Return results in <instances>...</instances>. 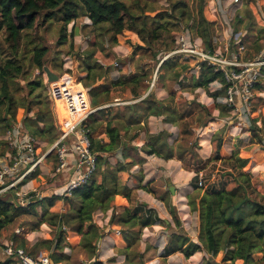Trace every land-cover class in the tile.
<instances>
[{
    "label": "trees",
    "instance_id": "obj_1",
    "mask_svg": "<svg viewBox=\"0 0 264 264\" xmlns=\"http://www.w3.org/2000/svg\"><path fill=\"white\" fill-rule=\"evenodd\" d=\"M207 3V0H167L168 5L163 7L150 0H0V134L3 135L13 126L24 122L32 135L50 145L59 137L44 80H31L26 70L28 55H31L29 62L32 68L40 71L45 68L48 50L36 45L29 48V45L33 44L30 32L36 28L39 19L43 20L42 23H47L57 18L62 23L59 44H63L67 39V27L80 16H84L96 30L111 35V42L115 45L118 43V37L125 31L134 32L143 44L137 46L136 51L149 52L163 39H171L173 45L174 38L176 39L173 34L181 31L180 33H190L193 39H200L204 50L214 53L217 25L206 17ZM232 23L235 24V33L240 32L241 27L246 29L247 33H252L257 25L253 11L247 7L237 12ZM258 31L262 37L264 28ZM260 37L255 44L258 50L263 48ZM239 38L244 44L242 34ZM172 49L173 47H167V50ZM98 53L99 51L94 49L88 54L85 61L87 76L81 82L87 88L91 87V101L95 107L109 102L108 98L100 100V93L96 90L97 87L105 85L106 73L103 65H99L98 62L90 63V59H95ZM157 54L153 53L154 58H157ZM179 67H182V71L188 68L187 65L181 66L175 58L167 59L159 67V72L171 74V79L181 84L179 79L182 71L177 69ZM163 75L159 77L160 82ZM21 78L26 81L25 88L19 85ZM146 78H148L146 73H138L128 79L123 80L120 77L114 80L112 84L114 87L130 88L133 99L141 101L124 107L122 112L117 114V118L100 122L95 116H91L87 129L92 139L93 150L99 158L98 172L89 185L74 191L72 197L63 196V200L70 203V210L65 214L50 213L57 197L38 200L27 207L22 205L14 207L8 199L2 198L5 194L1 195L0 238L8 241L2 237V231L19 216L36 217V207L41 205L44 212L40 215L35 228L39 229L43 224L57 226L55 239L44 240L29 247L26 241H21L19 235L15 234L14 242H8L16 248L24 249L33 257H37L41 249L50 252L53 248L56 250L55 253H48L51 261L62 264L69 260L63 251L66 248L64 243L67 233L70 231L80 237L78 247L84 248L90 253V257H94L97 243L102 238V229L95 224L94 215L112 211L110 224L121 229V235L126 243V247L119 250L125 256V264H145V253L151 248L146 246L144 252L137 249L143 231L166 223L155 209L138 200L136 189L129 187L121 179V174L130 172L138 164L145 162L143 157L137 160L133 156L136 154L138 157L143 153L165 161L177 158L196 172V178L193 180L194 191L187 199L190 211L197 213L199 218L198 239L186 234L171 235L162 255L164 258L182 253L185 258L190 259L196 253L203 252L208 257L203 264H217L215 258L220 254H223L220 264H237L238 261L243 264H264V190L259 187L252 173L246 171L252 155L246 151L234 150L231 156L222 159L220 153L223 136L215 134L217 155L215 159L232 164L234 173L229 174L231 183L221 188L207 186L204 189V185L199 187V174L205 171L207 163L212 162L214 158L202 159L195 150L197 140L189 139L188 131L180 134V138L177 137L173 143L170 142L172 134L165 130L156 134L151 133L149 129L151 118L163 117L165 123L175 126L178 125V121L183 122L188 117L184 114L179 115L172 104L168 103V100L174 99V92L164 100H158L151 93L143 97L139 89ZM216 82L221 88L210 92V87ZM228 87L221 72H217L207 63H200V74L192 78L190 89H204L213 99L211 109L200 106L204 111L203 115L197 116V123L201 128L207 127L209 123L216 121L215 119H223L231 114L234 107L224 103ZM109 89L105 86L101 93L109 96ZM253 90L256 94L264 93V67ZM260 99L262 105L254 111L251 118L254 132L264 128V99ZM236 104H240L239 98H236ZM213 110H218V118L213 116ZM103 112L104 110L100 111ZM123 118L126 120L125 124L122 122ZM236 119L237 117L233 120ZM104 123L105 139L94 137ZM141 123L145 140L138 147L133 145V142L140 134L137 132L132 137L127 135L132 128L140 126ZM258 124L262 126L258 128ZM224 130L226 131L225 128L220 131ZM4 145L5 143L0 141V154L4 151L2 148ZM260 149L264 152V144ZM41 153L42 149L38 150V154ZM118 155L122 160L119 159L112 164L109 159ZM38 170L39 168L29 179L41 187L49 182H43L41 178L36 177ZM144 189L154 194L148 188ZM31 197L34 199L35 194L32 193ZM160 200L166 204L176 227H180L181 222L177 219L176 210L170 201L165 196ZM0 264H17V261L0 260ZM93 264L103 263L95 261Z\"/></svg>",
    "mask_w": 264,
    "mask_h": 264
},
{
    "label": "rangeland",
    "instance_id": "obj_2",
    "mask_svg": "<svg viewBox=\"0 0 264 264\" xmlns=\"http://www.w3.org/2000/svg\"><path fill=\"white\" fill-rule=\"evenodd\" d=\"M150 1L163 7L168 5L167 0ZM225 1V3L217 5L215 4V1H213L214 3H211L210 0H207V13L209 16H212L214 22L218 23L216 24L217 31L215 34L217 54L226 59H231L240 55V60L243 63L264 60V35L260 37L258 31L259 29L264 28V0H243V3L238 6L240 11L244 10L245 7H247V9H251L257 21L256 29L252 33H247V30L241 27L242 29L240 31H242L243 42L245 45V51L242 53L238 51L235 43L236 31L234 23L236 22L232 23V20L237 14V12L235 13L237 6H234V0ZM42 21V19H39V23L36 28L30 32V39L33 40V44L29 45V48H33L35 45L45 47L48 50V55L45 58V67L50 68V70L56 73L59 77L64 74H68L75 83L81 84L85 90L91 91V87L87 88L84 83H81L87 76L85 61L91 51L94 49L99 51L95 59H90V63L94 64L95 62H98V64L103 65L106 70L105 85L97 87L96 90L100 93V100L108 98L109 102L100 107L92 105V110H99L94 112L91 116H95V118L100 120V122L113 117L117 118V114L122 112L124 107L141 101V99H133L130 88L122 86L114 87L112 84L114 80L120 77L124 80L131 78L138 73H146L148 78H146L144 83L141 85L142 87L139 89L143 97L151 93L157 99L163 100L167 98L171 92H174V99L172 101L168 100V103L172 104V107H174L179 115L184 114L188 117L183 122L178 121V125L175 126L165 122L163 123L161 118L159 119V123L155 124L157 126V130H165L171 133V143H173L177 137L180 138V134L188 131L190 135L189 139L192 141L195 139L197 140L198 145L195 147V150L202 157V159L209 160L210 158H214L212 162H209V164L207 163L205 171L201 172L203 174L202 179L204 181V189L207 188V186L221 188L227 183L228 185L231 183L229 174L234 173L232 164L227 163L224 160L215 159L217 155L215 151L216 142L214 141V138L222 134L223 145L220 153L221 158L223 159L231 156L234 150H239L240 152L246 151L251 154V163L246 168V171L252 173L259 187L264 190V155H260V153H264L260 149L261 145L264 144V128L261 131L257 129V131L254 132V126L251 119L254 111L261 107L262 100L260 98L264 99V93L256 94L253 92L254 100L251 102L249 122L245 120L238 121V118L234 121L233 119H235L236 116L230 112L231 114L228 117L215 119L216 121L209 123L207 127L201 128L197 123V116L199 114L203 115L204 113L200 106H206L211 109L213 99L204 89H190L192 86V78L194 76L198 77L200 74L201 62L197 57H187L184 54L172 55L176 48L175 38V43L173 45L171 44V39H163L149 52L136 51V47L143 46V44L134 32L130 30L125 31L123 35L118 37V43L115 45L111 42V35L96 30L90 25V21L86 17L80 16L76 21L67 27L66 41L63 44H59L62 23L58 21L57 18H54L47 23H42ZM226 31H228L229 35H226ZM180 32H177L176 34L174 33L173 36L177 38V36L181 34ZM258 37L262 39L261 42L263 44V48L261 50H258L257 46H255ZM169 46L173 47V49L167 50V47ZM226 46L229 48L228 51L226 50ZM154 52L158 53L157 58H154ZM30 57L31 55H28V60L26 61L28 77L31 80L43 79L47 93H49V84L46 81L47 76L44 70L40 71L32 68L29 62ZM172 58L177 59L181 66H188L185 71H182V67L177 68L180 72L182 71V75L179 79L181 84L174 82L171 79V74L167 72L165 73L164 71L159 72L161 64L165 60H170ZM116 65H118V67H116ZM119 66L121 68H119ZM162 74L164 75L162 81L160 82L159 77ZM25 82L26 81L23 78L19 79V85L23 88H25ZM53 84L55 85L56 82ZM105 86L108 87V89L110 88L109 96L101 93ZM220 88L221 85L216 82L210 87V92L216 91ZM24 94H26V92H24ZM48 99L51 101L49 97ZM50 103L53 111L54 104L52 102ZM101 110H104V112L100 113ZM212 114L214 117L218 118L219 112L218 110H213ZM32 115L33 114L31 113L30 116ZM54 116L56 124H58L55 113ZM123 119L124 120L122 122L125 124L126 120L125 118ZM114 124H116V121ZM105 126L106 123H104L97 133L94 134V137L105 139V135L103 134ZM142 126L143 123H141L140 126L132 128L127 135L132 137L137 132L140 134L139 138L133 142V145L138 147L141 146L145 140V132L144 129H142ZM257 126L260 128L262 125L258 124ZM224 128L226 131H220ZM215 134L216 136H214ZM2 137L3 135L0 134V140ZM38 140L40 141V146H44L42 148V154L46 153L52 145L48 142L41 141L39 138ZM133 156L137 160H139L140 157H147V159L152 158L150 156H146L145 154H139L138 157L136 154H133ZM254 156H256V159H254ZM119 159L122 160L120 155L110 158L109 160L112 164H115V162ZM142 159L145 160L144 158ZM52 160L53 159L48 160L46 163L41 165L36 176L37 178H41L43 182L49 183L42 185L41 187H38L33 183V187H30L34 188L35 198L27 203L25 202V205L22 206L27 207L38 200L42 201L45 198L57 197L58 199L56 200L54 207L50 209V213L65 214L70 210V203L63 200L62 192L64 184L60 181V179L53 178ZM169 161L172 163L169 171L167 172L169 174L168 177L166 174H162V169H159L158 166L156 167L153 161L146 166H144L143 164L145 163L142 162L134 167L130 172L121 174L123 183L136 189L137 193L141 196L140 199L145 198L146 194H150L145 191L144 188H148V190L153 191L154 194L150 195H154L159 200L162 196H165V198H167L171 205L175 208L177 219L181 222V226L176 227L173 217L170 215L166 204H164L166 207L164 208L163 204L158 203L157 210L163 215L161 218H167L170 222V226L165 228V225H160L159 229H154V227L145 229L137 249L144 252L146 242L145 238L150 235L148 232L150 229L153 235L148 239L151 240V244L148 243L150 241L146 242L148 243V247L151 249L145 253V264H203L204 260H207L208 258L203 252L196 253L190 259L185 258L182 253H175L167 258L162 256L171 235L186 234L193 239H196L197 236V213L190 211L191 208L188 206L187 199V196L194 191L195 185L193 184V180L196 178V172L193 168L181 163V161L177 158ZM164 168L166 167L164 166ZM200 179L199 175V180ZM170 186L174 187V194L171 193ZM24 190L27 191V187H25ZM2 198L8 199L14 207L21 205V200L15 196V192H9ZM184 209L190 211L189 214L191 216L190 219H188L189 223L186 226V229L182 228L181 216H183V214L180 212V210ZM36 210V217L29 215L19 216L11 225L7 226L2 231V237L6 238L10 242H14L15 234H17V231H20L21 235L18 234L19 238L21 241H26L29 247L37 243H41L44 240L55 239V233L58 228L57 226L43 224L39 229L35 228L40 219V215L44 212V208L41 207V205H38ZM111 216L112 211L107 213H97L94 215L93 220L95 224L102 229V238L97 243V252L94 257H90V253L84 250V248L78 247L80 237L77 234L68 231L65 239L66 241L64 243L66 248L63 252L69 260L63 262L62 264H93L95 261H100L103 264H125V256L119 252L120 249L116 248L112 255H103L101 240L104 239L107 234V230L110 227H113L112 224H110ZM19 242L20 241H18V243ZM55 251L56 250L53 248L50 252L46 249H41L38 253H36L37 255L41 253L51 254L55 253ZM222 258L223 254L218 255L215 258V262L220 264ZM0 260L5 261L3 257H0ZM237 264L243 263L238 261Z\"/></svg>",
    "mask_w": 264,
    "mask_h": 264
},
{
    "label": "built area",
    "instance_id": "obj_3",
    "mask_svg": "<svg viewBox=\"0 0 264 264\" xmlns=\"http://www.w3.org/2000/svg\"><path fill=\"white\" fill-rule=\"evenodd\" d=\"M223 3L222 0L215 2L217 5ZM242 3L243 0H234V6H237L235 13L240 11L238 6ZM239 37L240 35L236 36L235 43L238 51L242 53L245 51V45L241 43ZM228 49L226 46L227 51ZM177 54L197 57L201 63H207L217 72H221L229 86L224 103L234 107L231 112L238 121L249 122L254 84L260 78L264 60L243 63L240 55L226 59L216 51L206 52L202 41L193 39L188 32L177 36L176 48L172 55ZM48 84V97L54 104L56 117L60 116L56 124L59 133L57 141L46 153L38 154V150L44 146H40L38 138L27 130L24 123L10 128L0 140L5 143L4 151L0 154V196L15 192V196L21 200V205L29 202L32 193H35L32 188L33 181L29 178L48 160L53 159V178L66 179L62 193L69 198L74 191L89 185L98 172L99 158L93 150L87 123L91 115L99 109L92 110L90 91L85 90L81 84L75 83L68 74L60 76L55 85ZM236 98H239V105L236 104ZM199 175L201 178L199 187H203V174ZM25 187L27 191L24 190ZM0 257L5 260L14 259L17 264H55L47 253L33 257L24 249L16 248L2 238H0Z\"/></svg>",
    "mask_w": 264,
    "mask_h": 264
},
{
    "label": "crops",
    "instance_id": "obj_4",
    "mask_svg": "<svg viewBox=\"0 0 264 264\" xmlns=\"http://www.w3.org/2000/svg\"><path fill=\"white\" fill-rule=\"evenodd\" d=\"M213 1L216 2L218 0H210L211 3H214ZM222 1L224 3L226 2L225 0H222ZM206 17L208 18V20L214 22V20L212 19V16L208 15L207 9H206ZM216 24H218V23H216ZM241 34H242V31L236 33V36L241 35ZM226 35H229L228 31H226ZM158 100H161V99H158ZM53 113H54V110H53ZM59 118H60V116H57V119H59ZM159 119H161V118H151L150 119V121H149V129H150L151 133H155L156 134V133H159V132L163 131V130H160V129L157 130V128H156L157 126L155 124L159 123V121H160ZM162 122L164 123L163 117H162ZM234 149H236V148H234ZM207 152H208V150H207ZM141 154H143V153H141ZM143 158L145 159V162H144L145 164H143L144 166L148 165L149 163H151V161H153L155 163L156 167L158 166L159 169H162V174H166L167 177L169 176V174L167 172L169 171L172 162L165 161V160L159 159L157 157H152V158L148 157L149 159H147V157H143ZM164 166L166 168H164ZM60 181L63 184H65L66 179L65 178H61ZM137 195H138V200L140 202L146 203L147 205H149L150 208H153V209L157 210L158 209L157 208L158 207V203L163 204L164 208H166L164 203L161 200L157 199L154 195L146 194L145 198H143V199H140L141 196L138 193H137ZM157 212H158L160 218L163 217V215L160 214L158 210H157ZM180 212H182V214H183V216H181L182 217V228L186 229V226L189 223L188 219H190V217H191L190 214H189L190 211H187V209H184V210H180ZM162 220L166 223L165 224V228H168L169 225H170L169 220H167V218H163ZM196 221H197L196 222V225H197V236H196V239H198V232H199V218H198V215H197ZM159 227L160 226H156V227H154V229H159ZM118 232H120V234H118ZM148 232H149L150 235L146 236L145 239H146V242L150 241L148 243L151 244V240H148V239L151 238L153 234L150 231V229L148 230ZM18 234H20V231H17V235ZM146 242H145V247L148 246V243H146ZM101 243H102V247H103L102 248L103 249V255H105V256H107V254L108 255H112L113 251L116 248L122 250V249H124L126 247V243L124 242V239H123V237L121 235L120 228L117 227V226L110 227L107 230V234L105 235L104 239L101 240Z\"/></svg>",
    "mask_w": 264,
    "mask_h": 264
},
{
    "label": "water",
    "instance_id": "obj_5",
    "mask_svg": "<svg viewBox=\"0 0 264 264\" xmlns=\"http://www.w3.org/2000/svg\"><path fill=\"white\" fill-rule=\"evenodd\" d=\"M44 72H45V74L47 76L48 83H54V82L58 81L59 76L56 73L52 72L50 70V68L45 67L44 68ZM170 191H171L172 194L175 193L173 186H170Z\"/></svg>",
    "mask_w": 264,
    "mask_h": 264
}]
</instances>
